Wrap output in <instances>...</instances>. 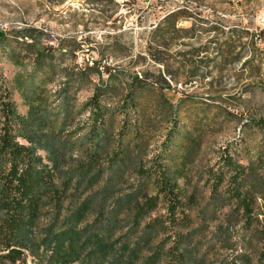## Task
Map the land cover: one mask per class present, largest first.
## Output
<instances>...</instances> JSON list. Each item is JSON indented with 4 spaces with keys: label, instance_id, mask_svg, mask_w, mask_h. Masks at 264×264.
Listing matches in <instances>:
<instances>
[{
    "label": "rangeland",
    "instance_id": "374dc122",
    "mask_svg": "<svg viewBox=\"0 0 264 264\" xmlns=\"http://www.w3.org/2000/svg\"><path fill=\"white\" fill-rule=\"evenodd\" d=\"M178 9L186 11L179 25L194 30L168 49L204 61L193 82L185 83L183 70V85L165 82L161 66L138 59L157 24ZM26 29L33 40L21 37ZM145 71L147 80L136 84ZM1 78L39 153L58 179H72L73 199L100 196L112 185L113 199L142 184L151 192L137 168L168 148L166 163L192 217L194 252L220 264L243 249L264 264V134L255 124L264 117V0H0ZM96 92L108 112L98 134L89 128L87 104ZM130 97L136 109L125 107ZM228 142L244 145L251 228L235 202L223 191L215 196L206 181ZM94 153L100 171L90 175L91 185L79 184L78 166ZM117 154L122 161L110 174L109 157ZM0 264L22 263L0 254ZM28 264L36 263L28 257Z\"/></svg>",
    "mask_w": 264,
    "mask_h": 264
},
{
    "label": "trees",
    "instance_id": "16d2710c",
    "mask_svg": "<svg viewBox=\"0 0 264 264\" xmlns=\"http://www.w3.org/2000/svg\"><path fill=\"white\" fill-rule=\"evenodd\" d=\"M185 13L184 9L168 13L152 31L147 55L138 57L161 66L158 76L165 82L167 78L180 82L183 70L188 76L185 83L203 76L200 54L188 51L174 56L168 49L170 40L194 30V26L179 25ZM33 36L32 29H26L21 37L33 40ZM144 75H135L136 84L147 80L146 71ZM102 94L96 92L87 103L94 134L104 126L108 113L100 104ZM126 106L136 109L137 103L130 97ZM255 124L264 134V117ZM29 128L7 81L1 78L0 254L6 259L22 264H28V257L36 264H207L206 256L191 246L192 217L166 163L168 148L150 158L148 166L139 163L137 168L153 185L151 192L142 184L113 199L112 185L100 196L73 199L69 193L72 179H58L39 153L38 141L27 135ZM243 150V143L228 142L219 152L217 166L207 169L206 181L215 196L223 191L235 202L251 228L255 205L245 189L247 170L239 158ZM114 158L110 161L109 157L110 174L122 155ZM99 161L94 153L78 166L79 184H92L90 175L100 171ZM259 260L264 262V232ZM220 264H254V258L242 249Z\"/></svg>",
    "mask_w": 264,
    "mask_h": 264
}]
</instances>
